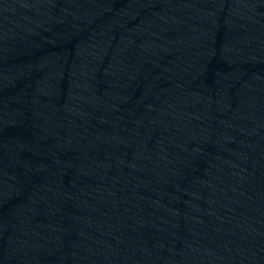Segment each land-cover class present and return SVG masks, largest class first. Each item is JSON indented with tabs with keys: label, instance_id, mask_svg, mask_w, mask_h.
Segmentation results:
<instances>
[{
	"label": "water",
	"instance_id": "1",
	"mask_svg": "<svg viewBox=\"0 0 264 264\" xmlns=\"http://www.w3.org/2000/svg\"><path fill=\"white\" fill-rule=\"evenodd\" d=\"M0 264H264V0H0Z\"/></svg>",
	"mask_w": 264,
	"mask_h": 264
}]
</instances>
